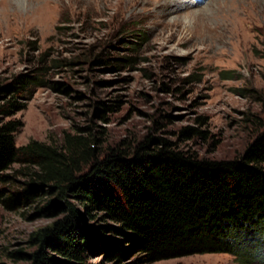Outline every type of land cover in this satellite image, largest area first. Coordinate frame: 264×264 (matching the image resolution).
Masks as SVG:
<instances>
[{
  "label": "rangeland",
  "instance_id": "1",
  "mask_svg": "<svg viewBox=\"0 0 264 264\" xmlns=\"http://www.w3.org/2000/svg\"><path fill=\"white\" fill-rule=\"evenodd\" d=\"M23 2L28 11L0 14V83L35 73L46 87L16 115L18 147L59 144L65 133L92 127L103 151L135 149L151 135L225 160L244 154L264 130V0ZM101 102L116 107L104 112ZM185 128L207 138L181 137ZM23 181L18 176L10 188ZM49 200L15 212L0 203V264H31L17 255L38 249L33 236L64 216L40 214ZM154 264L244 263L206 254Z\"/></svg>",
  "mask_w": 264,
  "mask_h": 264
},
{
  "label": "trees",
  "instance_id": "2",
  "mask_svg": "<svg viewBox=\"0 0 264 264\" xmlns=\"http://www.w3.org/2000/svg\"><path fill=\"white\" fill-rule=\"evenodd\" d=\"M42 87L35 73L0 83V203L15 212L49 196L40 214L64 215L33 236L38 249L17 257L31 264H154L229 254L264 264V130L244 154L225 160L151 135L135 149L103 151L92 127L65 133L59 144L18 147L23 122L16 115ZM100 105L104 112L116 107ZM180 135L207 138L196 128ZM14 165L21 166L16 175L9 173ZM18 176L24 181L10 188ZM93 257L101 260L91 263Z\"/></svg>",
  "mask_w": 264,
  "mask_h": 264
},
{
  "label": "bare ground",
  "instance_id": "3",
  "mask_svg": "<svg viewBox=\"0 0 264 264\" xmlns=\"http://www.w3.org/2000/svg\"><path fill=\"white\" fill-rule=\"evenodd\" d=\"M15 2H13L12 0H1L0 1V9H1V16L6 15L8 17H11V15L17 16L19 15V13L21 14V11H23V9H26V11H28L29 9L24 7V0H14ZM31 1V0H30ZM29 2V1H27ZM26 2V3H27ZM29 4V3H28ZM172 4V3H171ZM33 6V5H32ZM177 8L179 9V7L177 6ZM31 9V8H30ZM33 10V9H31ZM31 12V11H30ZM5 16V17H6ZM4 18V17H3Z\"/></svg>",
  "mask_w": 264,
  "mask_h": 264
}]
</instances>
